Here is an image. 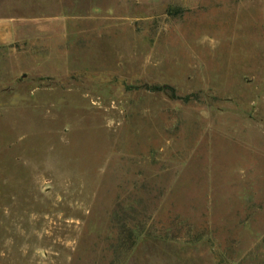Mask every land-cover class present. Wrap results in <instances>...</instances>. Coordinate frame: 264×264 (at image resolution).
<instances>
[{
	"label": "rangeland",
	"instance_id": "1",
	"mask_svg": "<svg viewBox=\"0 0 264 264\" xmlns=\"http://www.w3.org/2000/svg\"><path fill=\"white\" fill-rule=\"evenodd\" d=\"M4 16L0 264H264V0Z\"/></svg>",
	"mask_w": 264,
	"mask_h": 264
},
{
	"label": "crops",
	"instance_id": "2",
	"mask_svg": "<svg viewBox=\"0 0 264 264\" xmlns=\"http://www.w3.org/2000/svg\"><path fill=\"white\" fill-rule=\"evenodd\" d=\"M24 20L30 21L31 18H25ZM16 25L15 19L12 17H0V44H7L14 40ZM193 264H209L203 259H196Z\"/></svg>",
	"mask_w": 264,
	"mask_h": 264
}]
</instances>
